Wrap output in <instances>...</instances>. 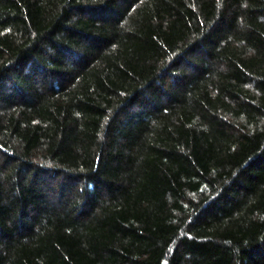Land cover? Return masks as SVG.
Here are the masks:
<instances>
[{"label":"trees","instance_id":"obj_1","mask_svg":"<svg viewBox=\"0 0 264 264\" xmlns=\"http://www.w3.org/2000/svg\"><path fill=\"white\" fill-rule=\"evenodd\" d=\"M0 264H264V0H0Z\"/></svg>","mask_w":264,"mask_h":264}]
</instances>
